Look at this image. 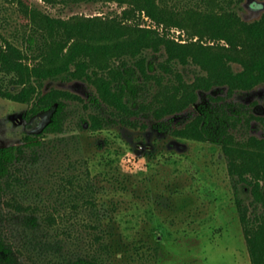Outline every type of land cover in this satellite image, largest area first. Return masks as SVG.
Wrapping results in <instances>:
<instances>
[{"label": "trees", "instance_id": "1", "mask_svg": "<svg viewBox=\"0 0 264 264\" xmlns=\"http://www.w3.org/2000/svg\"><path fill=\"white\" fill-rule=\"evenodd\" d=\"M118 1L129 4L121 15L66 18L18 0L29 27L22 32L23 46L0 34V96L30 104L23 140L0 146V264H47L38 231L57 219L32 195L26 172L37 164L50 133H60L72 117V102L86 108L82 129H145L151 117L173 136L219 143L252 263L264 264V136L238 134L252 119L264 126V114L231 99L264 83V12L258 19H244L240 10L245 0L182 15L158 0ZM145 17L157 26L144 25ZM163 24L192 29L200 39L178 38L158 27ZM206 36L214 43H206ZM191 64L199 70L190 81L183 69ZM54 79L82 80L95 90L84 96L68 88L46 89ZM217 87L227 94L200 99L201 90ZM182 114L185 124L175 126ZM247 191L249 200L243 195ZM114 247L106 239L95 255L51 258L48 264H114Z\"/></svg>", "mask_w": 264, "mask_h": 264}, {"label": "rangeland", "instance_id": "2", "mask_svg": "<svg viewBox=\"0 0 264 264\" xmlns=\"http://www.w3.org/2000/svg\"><path fill=\"white\" fill-rule=\"evenodd\" d=\"M158 1L182 15L188 10L220 9L228 0ZM29 2L66 18L121 15L129 6L118 0ZM263 12L264 0H245L240 10L250 21ZM27 22L18 0H0L2 36L23 46ZM142 23L156 25L149 17ZM158 27L183 40L200 39L192 29ZM204 41L214 43L208 36ZM183 70L191 81L199 68L191 64ZM2 77L0 73V81ZM45 87L68 88L84 96L95 90L78 79L49 80ZM199 93L205 101L210 94L226 95L227 90L217 87ZM231 99L254 114H264V83L238 91ZM69 107L72 117L63 122L60 133H50L37 164L26 172L32 195L57 219L38 231L45 263L95 255L108 239L115 244L114 264H253L234 181L219 143L173 136L151 117L145 129L122 125L82 129L84 104L72 102ZM29 108L28 103L0 96V146L23 140ZM186 117H176L173 124L183 126ZM244 126L239 135L264 136L259 120ZM243 195L250 199L248 191Z\"/></svg>", "mask_w": 264, "mask_h": 264}, {"label": "flooded vegetation", "instance_id": "3", "mask_svg": "<svg viewBox=\"0 0 264 264\" xmlns=\"http://www.w3.org/2000/svg\"><path fill=\"white\" fill-rule=\"evenodd\" d=\"M236 93H237V92H236ZM236 93H235V94H236ZM220 95H223V94H220ZM207 100H208V99H207ZM205 101H206V100H205ZM1 146H2V145H1Z\"/></svg>", "mask_w": 264, "mask_h": 264}]
</instances>
